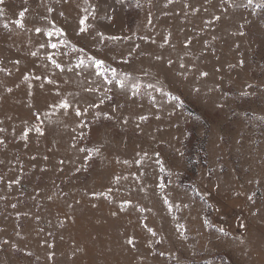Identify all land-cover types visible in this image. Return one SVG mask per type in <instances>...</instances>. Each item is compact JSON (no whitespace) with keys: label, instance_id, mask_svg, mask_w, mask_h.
<instances>
[{"label":"rangeland","instance_id":"1","mask_svg":"<svg viewBox=\"0 0 264 264\" xmlns=\"http://www.w3.org/2000/svg\"><path fill=\"white\" fill-rule=\"evenodd\" d=\"M236 3L241 6H230L232 0L227 5L222 0H5L0 5V68L5 69L0 71V264H85L82 236L66 240V222L54 200L87 218L92 202L111 200L120 214L137 220L148 238L129 234L134 249L126 243L127 225H107V233L91 243L110 255L128 250L151 258V264H264V0ZM89 5L96 9L95 18L89 17L88 32L77 36L78 20L86 15L81 9ZM24 8L21 30L15 21ZM49 21L84 53L68 46L40 48L46 38L35 28L51 27ZM97 32L120 39L98 44ZM33 51L37 57L30 55ZM57 51L53 58L63 71L43 58ZM121 54L129 63L113 60ZM86 56L103 58L107 67L129 74L126 87L105 84L87 61L82 69L74 67L78 57ZM17 59L18 66L11 63ZM201 71L208 76L201 78ZM35 75H46L56 85L41 88ZM89 84L97 91H85ZM37 92L47 96L43 105L33 102ZM61 98L71 103L68 113L50 107ZM89 103L100 106L77 118L73 109ZM142 115L148 119L141 121ZM37 126L44 135L35 131ZM96 147L101 152L91 160L79 151ZM144 152L149 158L138 167L134 161ZM155 153L168 175L160 173ZM124 166L130 170V180L121 181L127 190L114 189ZM160 182L166 185L163 192ZM162 196L174 205L171 212ZM125 200L145 211L133 206L121 211ZM141 221L157 233L155 238ZM142 242L149 248L143 255Z\"/></svg>","mask_w":264,"mask_h":264},{"label":"snow or ice","instance_id":"2","mask_svg":"<svg viewBox=\"0 0 264 264\" xmlns=\"http://www.w3.org/2000/svg\"><path fill=\"white\" fill-rule=\"evenodd\" d=\"M59 3H70L71 0H58ZM83 2L85 4H88V0H83ZM121 2L123 3L124 0H121ZM206 3L210 2V0H205ZM253 2V0H247V3L249 5H251ZM5 3V0H0V5L4 4ZM25 3H27V0H25ZM173 3V0H167V4H171ZM222 3L224 4H229V0H222ZM167 4L165 5V7H167ZM137 6L139 7L140 5L137 4ZM230 6H233V7H239L241 5L237 4L236 3V0H232V4ZM184 7L185 8H191V5L187 2H185L184 4ZM28 11L27 8H24L22 11L19 12V19H17L15 21V24H16V27L17 28H20L21 30H23L24 28V24H23V19L25 17V13ZM48 13L51 14V12L53 11L52 8H48L47 9ZM82 12L86 13V15H83L79 18L78 20V29L76 30V35L77 36H80L81 34H85L88 32V29L90 27V25H88L86 22L88 21L89 17L91 18H95V12H96V9L95 7L89 5V7H85V8H82L81 9ZM193 11V14H195L196 12L199 11L198 8L196 9H192ZM61 17H63L65 15V13L62 11L60 12L59 14ZM220 17L219 16H216L214 17V20H219ZM149 23H151V21L149 20ZM207 23V22H206ZM49 24L51 25V27H36L35 28V33L36 34H43V36L46 38L45 42L44 43H41L40 44V48H46V49H52V50H58V49H62L63 47L65 46H68L71 48V50L74 52V53H84V49L82 47H77L75 45H72L69 43V41L67 39H65L64 37H66V32L63 28H60V27H57L55 25L54 22L52 21H49ZM5 28H7V25H4ZM96 35L99 37V40H98V44H104L106 40H113V41H116V40H119L120 37H115V36H112V37H105L103 35V33H100V32H97ZM241 35H243V33H241ZM141 39H145V42H147V39L142 37ZM165 40V43L167 42L168 38L165 37L164 38ZM153 43H155V41H153ZM190 44V41H186L185 42V48H187ZM163 46V45H161ZM137 47H139L137 45ZM30 55L32 57H37V52L33 51L30 53ZM59 55V52H53L49 55H47L46 57H43L44 59H47V61L52 65L53 68L55 69H58L60 71H63L64 69L62 68V65L61 63L57 62L56 59H54L53 57L54 56H57ZM155 59H160V57H155ZM113 60L116 62V63H120V62H123L125 64L129 63L127 57L123 56L122 54L117 56V55H114L113 56ZM86 61L88 64H90L94 69H95V75L100 77L101 79L104 80V83L105 84H115L116 87H119L121 89L125 88L128 81L131 79V77L129 76V74L127 73H118L117 69L115 67H107L106 66V63H105V59L103 58H97V57H94V56H86L84 58H80L78 57L77 58V63L74 65V67L76 68H84L86 66ZM11 63L15 64V65H19V60H13L11 61ZM168 64L169 66H171L172 64V61L169 60L168 61ZM242 64V62H241ZM185 64H180V68H185ZM72 69L70 68L69 71H71ZM189 71H191V69H188ZM0 71H5L4 68H0ZM145 75H148V72L145 71L144 73ZM199 76L201 78L203 77H207L208 76V73L206 71H201L199 73ZM186 78V77H185ZM23 79L24 80H28L29 79V74L28 73H25L23 75ZM33 79L35 80H42V83L40 85L41 88H43L46 84L47 85H53L55 86L56 85V81L54 79H49L46 75H35L33 76ZM147 87H154L153 85L149 84L147 85ZM251 87V86H249ZM8 92H11L12 89L11 88H7L6 89ZM157 91H160L163 95L165 96H169L170 94L167 93V92H164L163 89H160V88H157L156 89ZM85 91H88V92H96L97 91V87H94L92 86L91 84H89V86L85 89ZM108 91H111V89H105V92H108ZM139 91V84L136 83L134 85V92H138ZM194 91H199L198 89H194ZM29 95H31V92L29 91L28 93ZM57 95H59V92L56 93ZM244 95H248L247 92L244 93ZM107 99H111V97H106ZM171 100L173 101H176L178 100L177 97L175 96H171ZM104 103V100L101 99L100 100V104H103ZM31 107V105H29ZM100 105L99 104H96V103H89L88 104V107H85L83 109H80V108H76V109H73V111L75 112V116L77 118L83 116V115H87L88 112H89V109H93V108H98ZM50 107H55L56 109L58 110H63L65 113H68L70 108H71V103L70 101L67 99V98H61L60 101L58 103H56L54 106H50ZM113 111H115V109H113ZM45 115H47V113H45ZM97 117H99V113L96 114ZM111 117H109L107 114H104V119H110ZM159 118V117H157ZM37 119H39V116H37ZM139 119L141 121H145L148 119V117L146 116H140ZM125 123H127V120L125 119L124 121ZM79 124L82 125V126H86L84 125V122L83 121H79ZM0 131H2V129H0ZM35 131L39 134V135H44V132L41 130L40 127H36L35 128ZM28 135L27 132L24 133V137H26ZM23 138V137H22ZM4 141L3 140H0V144H3ZM79 151L81 152H87V159L91 160L92 159V156H93V153H96V154H99L101 152V148L100 147H96V148H93V149H84V148H81L79 149ZM140 155V154H138ZM157 159L155 160V163L157 165H159V171L160 173L164 174V175H168L169 173L166 171L163 163L161 162V160L159 159V153H155L154 154ZM182 155V154H181ZM146 158H149V154L148 152H144L142 155H140V159H137L135 160V164L140 167L143 165V163L145 162ZM33 159H35V157H33ZM45 159H47L45 157ZM64 161H60V163L62 164ZM123 163L127 164L128 161L125 160L123 161ZM77 171H79V169H77ZM146 173H141V175H145ZM127 179V177H120V176H116L115 179H114V183H117L119 182L120 179ZM139 183V181H138ZM157 187L161 190V192L164 191L166 185L164 182H160L157 184ZM109 192L112 191L111 188H109L108 190ZM141 191H144L143 188H141ZM101 195H104V198L105 199H109V197L107 195H105L104 193H101ZM161 199L163 200L164 204L168 207L169 209V212H171L172 208H173V204L170 203L169 199L166 197V196H162ZM249 200L252 199L251 196L248 197ZM109 202L111 203V200H109ZM129 206H133V207H136L134 205H131V201H128V200H125L121 205H120V210L123 211L125 210L127 207ZM176 207H179L178 205H175ZM13 207H15V205H13ZM93 207H95V205H93ZM136 211L140 212L141 214L145 211V208H142V207H136ZM113 216L116 215L115 212L112 213ZM253 215H255V213H253ZM141 224L146 228L147 232L153 237L155 238L157 236V233L151 228V227H148L146 224H144L143 221H141ZM241 227H245V225H241ZM185 226L184 225H180L178 226L177 228V231L180 232V235L181 237L184 236V231H182V229H184ZM221 232L223 231V229L220 230ZM162 241L160 239H156L155 240V243L157 244H160ZM4 243H7V241H5ZM126 243L128 246L132 247L133 249L135 248V241H134V238L133 237H128L126 239ZM48 247H52V245H48ZM161 255H163V253H161ZM49 259H52V255H49L48 257Z\"/></svg>","mask_w":264,"mask_h":264},{"label":"bare ground","instance_id":"3","mask_svg":"<svg viewBox=\"0 0 264 264\" xmlns=\"http://www.w3.org/2000/svg\"><path fill=\"white\" fill-rule=\"evenodd\" d=\"M23 91H24V93H26V92L28 93L30 90L24 89ZM37 93L38 94H36V95L34 94L33 102L37 103L38 105H43L42 103H43L44 99L47 98V96L44 94V92H37ZM48 105H49V103L48 104L46 103V105H44V107L46 108L45 112L48 111L47 110ZM112 170L114 172L117 169H116V167H113ZM122 175H124V177H127V179L122 178L116 184L113 183V184H115L114 189L127 190L126 187H122L121 181L130 180L129 179L130 178L129 168L124 166ZM123 185H125V184H123ZM92 203H93L92 207H91L92 212H90L91 217L89 216V218H87L88 216L86 217L83 213L77 212L75 209L73 210L69 206L58 203L54 200V204H55L54 206H56V208L58 209L59 214L60 213L63 214L65 222H66V231H65V233L63 232L64 235L66 236L65 237L66 240L68 239V236L70 237L71 235H75V233L77 235L80 234L82 236L81 237L82 238V245L84 248V252L82 253V260L86 261L85 264H92V261L100 262V264H151V262H153L151 258H148V257L146 258V257L142 256L143 254H146L147 250L149 249V248L147 249V245H148L147 243L142 242L139 246L140 247L139 249L141 250V254H142L141 258L139 257V255L137 253L134 254V253L128 251L127 249H125L127 251H124L125 255L119 253L121 251L118 252L119 254L116 253V254L110 255L109 252L105 248L104 249L98 248L97 246L91 244L92 242H94V240H97V239L99 240L101 235H105V233H107V230H108L107 225L120 226L122 228H124L123 225H125V226L127 225L128 231L126 229H124L128 233L126 235L133 234L135 237H138L139 239H141L142 241H145V242H147V238H148V237H146V234L144 233L145 230H143L141 227H139V224H137V222H134L137 220H133V218L131 217V215H129V213H125V214L119 213V205L116 202L108 204L102 200L101 202L97 201V202H92ZM82 205H84V204H82ZM93 205H95V207H93ZM77 206H79V204ZM85 212L86 211H84V213ZM113 212L116 213L115 216L112 215ZM86 213L88 214V212H86ZM93 216H94V218H93ZM165 222H166V220L164 221V224H166ZM171 226H170V228H171ZM120 227H119V229H120ZM110 228H112V227H110ZM117 230H118V227H117ZM111 234H114V233H111ZM120 234L121 233L118 234L119 237H120ZM168 234H169V232H168ZM123 237H125V236H123ZM129 237H131V236L129 235ZM110 243H112V242H110ZM124 243L125 242H123V244ZM111 245L113 246V243ZM118 248H119V246H118ZM139 253H140V251H139Z\"/></svg>","mask_w":264,"mask_h":264}]
</instances>
